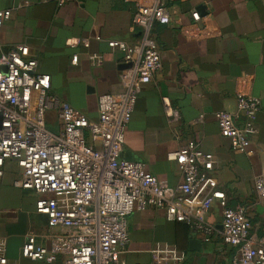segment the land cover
<instances>
[{"label":"crops","instance_id":"1","mask_svg":"<svg viewBox=\"0 0 264 264\" xmlns=\"http://www.w3.org/2000/svg\"><path fill=\"white\" fill-rule=\"evenodd\" d=\"M148 2L0 0V10H12L0 26V50L26 44L38 61V71L50 75L51 91L96 121L99 96L125 90L121 77L129 66L125 52L109 43L139 41L142 31L133 26V15ZM168 4L170 24L154 26L162 69L138 95L122 157L143 163L148 173L176 186L182 174L169 154L190 140L200 143L213 161V169L207 171L208 190L224 192L230 207L246 205L251 235L264 237V199L255 189V178L264 166V0H169ZM238 93L261 101L254 118L257 132L244 153L232 150L217 116L221 110L236 111ZM236 120L242 125L245 117ZM47 125L53 131L60 129L55 112L47 114ZM3 169L0 238L6 241L9 260L62 264L22 255L27 235L42 239L49 232L47 217L37 211L35 191L15 186L22 168L7 160ZM190 200L194 206L201 201L192 196ZM205 219L216 227L209 242L193 235L187 222L168 220L163 210L134 211L128 217L130 241L123 264H231L237 249L222 240V207L217 199ZM44 242L49 244L47 239Z\"/></svg>","mask_w":264,"mask_h":264},{"label":"built area","instance_id":"2","mask_svg":"<svg viewBox=\"0 0 264 264\" xmlns=\"http://www.w3.org/2000/svg\"><path fill=\"white\" fill-rule=\"evenodd\" d=\"M70 1L57 0L60 4ZM168 1L150 0L138 6L133 26L141 29L142 36L137 43H109L125 52L129 64L121 74L125 90L99 96L96 121L51 91L50 75L38 71V61L30 56L26 44L0 50V179L5 161H15L23 175L14 184L39 195L37 211L46 215L49 229L42 239L27 235L24 257L61 260L62 264H123L122 255L130 241L128 217L145 209H160L168 220L187 222L193 235L209 242L216 227L205 215L217 199L222 207V240L237 249L231 264H264V237L251 235L248 207H230L224 192L208 190L211 179L207 171L213 169V161L200 143L190 140L169 154L182 174L176 186L148 173L143 163L122 157L125 131L138 95L162 69L154 26L170 24ZM11 14V9L0 10V26ZM193 17L200 19L197 12ZM260 109L258 97L238 93L235 112L218 111L220 132L230 140L234 152L248 151ZM51 111L60 122L58 131L48 128ZM174 114L178 116L177 111ZM238 116L245 117L242 125ZM255 189L264 199V166L255 178ZM191 196L200 198V204L192 205ZM0 264H17L9 260L2 238Z\"/></svg>","mask_w":264,"mask_h":264},{"label":"water","instance_id":"3","mask_svg":"<svg viewBox=\"0 0 264 264\" xmlns=\"http://www.w3.org/2000/svg\"><path fill=\"white\" fill-rule=\"evenodd\" d=\"M0 128H1V120H0ZM194 242H195V241H194ZM195 243H197V241H196Z\"/></svg>","mask_w":264,"mask_h":264}]
</instances>
